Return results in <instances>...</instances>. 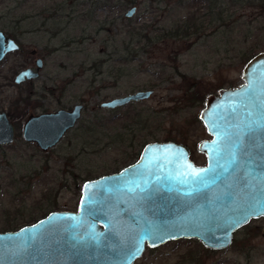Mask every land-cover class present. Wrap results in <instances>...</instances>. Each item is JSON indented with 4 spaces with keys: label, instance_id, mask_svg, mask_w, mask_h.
Segmentation results:
<instances>
[{
    "label": "rangeland",
    "instance_id": "rangeland-1",
    "mask_svg": "<svg viewBox=\"0 0 264 264\" xmlns=\"http://www.w3.org/2000/svg\"><path fill=\"white\" fill-rule=\"evenodd\" d=\"M131 6L136 12L125 18ZM0 31L21 48L0 75L33 69L32 50L42 62L30 87L0 89V110L12 112L16 133L0 147V231H9L76 210L82 182L133 163L147 142L172 139L204 162L197 115L205 95L236 87L245 62L264 50V0H0ZM140 89L151 96L98 108ZM79 102L80 118L58 144L43 152L24 142L28 114ZM263 227L264 217L250 220L221 251L169 241L133 264H264Z\"/></svg>",
    "mask_w": 264,
    "mask_h": 264
},
{
    "label": "water",
    "instance_id": "water-1",
    "mask_svg": "<svg viewBox=\"0 0 264 264\" xmlns=\"http://www.w3.org/2000/svg\"><path fill=\"white\" fill-rule=\"evenodd\" d=\"M135 12L131 6L124 17ZM10 39L0 31V61L18 49ZM39 67L40 59L35 60ZM36 76L26 68L14 80ZM240 79L236 87L206 95L198 113L209 135L197 143L203 164L196 165L173 141L148 142L122 170L82 182L76 210H53L30 224L0 231V264H132L145 246L180 238L196 239L210 250L226 248L234 231L264 217V50L245 62ZM151 93L135 90L102 101L98 108L120 107ZM80 108L30 114L22 139L47 152L77 122ZM14 136L13 123L0 112V146L10 145ZM210 165L213 170L206 175L214 183L207 188L193 184L187 174ZM189 188L199 190L186 195Z\"/></svg>",
    "mask_w": 264,
    "mask_h": 264
},
{
    "label": "flooded vegetation",
    "instance_id": "flooded-vegetation-1",
    "mask_svg": "<svg viewBox=\"0 0 264 264\" xmlns=\"http://www.w3.org/2000/svg\"><path fill=\"white\" fill-rule=\"evenodd\" d=\"M4 35H5V34H4ZM5 36H7V35H5ZM7 37H8V36H7ZM9 39H10V38H9ZM10 40H12V41L17 45V48H18V49H17V50H14V51H11L10 53L7 52V53L2 57V59H1V61H0V65H1V63H2L3 61H5V59H6L8 56H11V55L14 54V53L20 52V50H21V48L19 47V44L17 43V41H16L15 39L12 38V39H10ZM30 54H31V56H32V55L35 56V57H34L35 59H34V61H33V65H34L33 67H34V68L32 69L31 66H30L29 64H26V66H23V67H20V66H19V68H18V66H17V67L13 66V68H11V69L9 68L8 71L5 72L6 75H4V76H3L2 74L0 75V76H3V78L0 79V89H1V90H6L8 87H15V86H18V85H22V86H23V84H26V86H29V87H30L31 82H33L34 79L38 77V71L40 70V68H41V66H42L41 59L38 58V57H36L35 51H34V50L30 51ZM38 59H40V67H39L38 70H37V69H35V60H38ZM26 68L32 69V71H33V70L36 71L37 76H36L34 79H31V78L26 79V78H25V79L23 80V82L16 83V81L14 80L16 74H17L19 71H23V70L26 69ZM240 83H241V82H240ZM240 83H239V84H240ZM239 84H238V85H239ZM236 86H237V85H236ZM227 87H234V86H227ZM219 88H223V87H218V88L215 90V93H217V90H218ZM151 90H152V89H151ZM151 90H150V91H151ZM215 93H210V94L215 95ZM207 95H208V94H207ZM205 97H206V95H205ZM205 97H204V101H205ZM111 99H112V98H111ZM138 101H139V100H138ZM204 101H203V103H204ZM130 102H132V101H130ZM139 102H140V101H139ZM77 104L81 105V108H80V109H81V110H80V115H81V111H83V109H82V108H83V104H82L81 102H79V103H77ZM77 104L75 103V104H73L71 107H69V108H67V109H65V108H57L56 110H58V109H63V110H66V111H67V110L70 111V110H72V107H73L74 105L76 106ZM124 105H125V104H124ZM124 105H122V106H120V107L117 106V107H115V108H109V109L107 108V109H108L109 112H111V111H113V110L123 108ZM204 105H205V103H204ZM204 105H203V106H204ZM14 106H15V105H14ZM14 106H13V108H14ZM15 107H16V106H15ZM201 109H202V108H201ZM54 111H55V110H54ZM54 111H53V112H54ZM0 112H1V113H5V116L8 118V120L11 121V123H13L12 120H11V118H12V117H11L12 112H11V113H9V112L7 113V112L4 111V110H3V111L0 110ZM46 112H52V111H46ZM46 112H44V113H46ZM55 112H56V111H55ZM40 113H43V112H40ZM30 114H33V113H30ZM30 114H28V115L25 117L24 121L22 122L23 124H25V120L27 119V117H28ZM35 114H39V113H35ZM35 114H33V115L35 116ZM112 116H114V114H112L111 117H112ZM111 117H110V118H111ZM79 118H80V116L78 117V119H79ZM78 119H77V122H78ZM197 119H198V115H197ZM198 121L200 122L199 119H198ZM75 123H76V122H75ZM75 123H74V124H75ZM200 123H201V122H200ZM23 124H22V125H23ZM201 124H202V123H201ZM22 125H21V129H22ZM202 125H203V124H202ZM73 126H74V125H73ZM73 126H72V127H73ZM203 126H204V125H203ZM72 127H71V128H72ZM13 128H14V134H16V133H15L14 123H13ZM21 129H20V133H21ZM69 129H70V128H69ZM69 129H68V130H69ZM67 132H68V131H67ZM21 134H22V133H21ZM206 135H207V134H206ZM62 136H63V135H62ZM21 137H22V136H21ZM208 138H209V135L206 136V139L203 138V139H201V140H204V139L207 140ZM201 140H200V141H201ZM12 141H13V140H12ZM156 141H157V140H156ZM161 141H162V140H161ZM164 141H173V140H172V139H167V140H164ZM164 141H162V142H164ZM150 142H152V141H150ZM198 142H199V141H198ZM198 142H197V143H198ZM147 143H148V142H147ZM152 143H153V142H152ZM173 143H177V144L182 145V146L185 148V150L188 152V156H189V151H188V149H187V148H188L187 146H184L182 143H179V142H176V141H175V142L173 141ZM197 143H196V146H197ZM0 147H1V146H0ZM197 147H198V146H197ZM197 147H196V150H197ZM49 149H50V148H49ZM141 149H142V148H141ZM138 155H139V153H138ZM138 155H137V156H138ZM189 157H190V156H189ZM190 158H191V157H190ZM203 163H204V162H202V163H200V164H203ZM127 165H128V164H127ZM124 166H126V165H124ZM124 166H123V167H124ZM123 167H122V168H118V169H116L114 172H118L120 169L122 170ZM111 174H113V172H112ZM261 218H262V217H261ZM249 221H250V220H249ZM249 221H248L247 223H249ZM251 221H252V220H251ZM247 223H246L245 225H247ZM245 225H243V227H244ZM243 227L238 228V230H236V231H239L240 229L242 230ZM263 230H264V227H263L262 230L260 231V236H261V238H263V241H264ZM236 231H234L233 234H232V239H231L232 242H233L234 234H235ZM182 239H183V238H180V240H182ZM192 239H193V238H192ZM180 240H178V241H180ZM183 240H186V239H183ZM194 240H196V239H194ZM169 241H175V240H169ZM169 241H168V242H169ZM197 241H198V240H197ZM166 242H167V241H166ZM166 242H164V244H165ZM168 242H167V243H168ZM232 242H230V244H231ZM199 244H201L200 241H199ZM230 244H229V245H230ZM161 245H163V244H161ZM229 245H228V246H229ZM159 246H160V245H159ZM159 246H158V247H159ZM202 246H203V245H202ZM156 247H157V246H156ZM158 247H157V248H158ZM203 247H204V246H203ZM152 248H155V247H152ZM152 248H149V247L146 248V246H145L144 250H145V249L148 250V249H152ZM205 248H206V247H205ZM206 249H208V248H206ZM144 250H143V251H144ZM209 250H210V249H209ZM212 250H214V249H212ZM212 250H210V251H212ZM219 250H220V249H219ZM143 251H142V252H143ZM220 251H221V250H220ZM197 263H198V264H202L199 260H197ZM132 264H133V263H132Z\"/></svg>",
    "mask_w": 264,
    "mask_h": 264
},
{
    "label": "snow or ice",
    "instance_id": "snow-or-ice-1",
    "mask_svg": "<svg viewBox=\"0 0 264 264\" xmlns=\"http://www.w3.org/2000/svg\"><path fill=\"white\" fill-rule=\"evenodd\" d=\"M252 131L253 130L250 128L249 133H252ZM213 150L219 151L220 149L214 148ZM262 159H264V158H262ZM235 162H236V155H235V153H233L231 163H235ZM249 162L251 163V158H250ZM221 167H223V166H221ZM212 170H213L212 166L210 165L209 168L200 169L198 171H193L191 173H188L187 175L191 176L193 184L199 185L202 188H207L209 186V184L214 183V181L209 179L206 175L207 173L211 172ZM86 187H87V185H86ZM137 187H139V185H137ZM198 190L199 189L189 188L185 194L190 195V194H192L193 191H198ZM229 196H231V194H229ZM136 251H139L138 246L136 248Z\"/></svg>",
    "mask_w": 264,
    "mask_h": 264
}]
</instances>
